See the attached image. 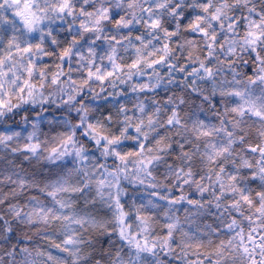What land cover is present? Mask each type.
Returning <instances> with one entry per match:
<instances>
[{"label": "clouds", "instance_id": "1", "mask_svg": "<svg viewBox=\"0 0 264 264\" xmlns=\"http://www.w3.org/2000/svg\"><path fill=\"white\" fill-rule=\"evenodd\" d=\"M0 264H264V0H0Z\"/></svg>", "mask_w": 264, "mask_h": 264}]
</instances>
